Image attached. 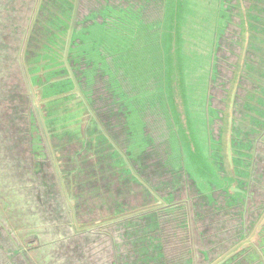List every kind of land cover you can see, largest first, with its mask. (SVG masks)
Listing matches in <instances>:
<instances>
[{
  "label": "rangeland",
  "instance_id": "1",
  "mask_svg": "<svg viewBox=\"0 0 264 264\" xmlns=\"http://www.w3.org/2000/svg\"><path fill=\"white\" fill-rule=\"evenodd\" d=\"M133 2L134 0L131 3ZM164 2L163 7L162 0H141V3L148 8L146 17L142 18L135 10V7L138 6L136 3L130 5L129 8L133 7L132 10L129 9L128 12H125L128 5L125 7L124 5L130 3L125 0H115L114 4L110 5L111 8L115 7L117 3L121 6L116 8L117 12H113L115 21L112 22L107 16L105 23H78L73 30L69 45L71 61L76 65V70L73 72L76 75H80L79 73L83 75L81 82L85 86L82 91L85 105H90L89 102L94 99L91 94L94 95L97 93L96 91H100L99 88H103L107 91L105 97L112 104V112L115 117L121 123L124 120L128 122V126L133 132L134 143L136 140L137 142L143 141L147 135L153 142H156V137H159L158 142L161 148L158 152H160V156H165V159H168V164L176 167L172 155H178L181 161L180 166L194 179L197 190L204 192V189H201V181L205 180L207 183L209 180L211 181L213 168L209 162L212 160L211 153L216 148L215 138L209 129L212 121L211 114L214 111L210 105L208 90L205 94L204 89L196 88L195 80L188 77L196 75L201 68V66L198 67L197 59L191 60L190 58L205 54L207 50L214 51L213 57L211 52L210 58L213 77L210 78V82H212H209V88L213 83L215 86L217 82V86H215L217 89L213 92L214 98L221 106V99L228 94L225 93L224 88L230 85L235 70L232 66V63L235 62L232 52L236 50L239 53L240 46L245 40L244 34L242 38L239 37V28L237 29L233 23L230 24L234 26V29L228 34L231 8L237 7L238 12L240 10V18L246 36L248 34L253 36L254 33L250 24L252 15L247 14L245 6L247 2L244 5L243 0H225L222 14L218 9H214V0H185L184 5L188 6L190 10L185 14L184 23H177L178 26L174 25L175 27H173V23H161L164 16L163 11L167 12L170 9L169 5L172 0H164ZM119 9L124 12H120ZM179 9L182 10L181 6ZM157 10L162 11L159 23L157 21L147 22L155 18L154 13ZM179 16H181L180 13ZM263 16H260L261 20L264 19ZM97 20L101 21L100 18ZM97 20L95 19V21ZM169 29L176 31L174 38L179 37L182 44L181 53L178 51V46L176 48V52L182 58V64L179 65L176 72L181 73L184 86L183 94L188 98L186 101L188 105L186 110L188 111L186 112L194 114L193 118L190 117L186 129L176 121L179 128L174 125L172 132L170 131L171 125L165 116L168 103L167 101L163 102V98H165L166 90L173 89L167 87L166 83H169L170 78L165 68L163 75V67L160 65L163 61L168 63L170 59L169 52L165 50ZM0 34L3 35L6 43L2 46L4 50H0V219L3 222H0V264H112L114 259L115 264H134L136 255L132 249L135 239L144 237L150 241L154 235L160 236L166 246L163 259L167 263L186 258L188 251H196L195 264H216L228 253L235 251L236 254H239L245 247H249V250H255L258 247L259 232L264 226V148L259 147L258 143L255 146L258 149L255 156L257 165L251 175L252 182L248 189V196L251 198L245 201L247 207H245L244 217L239 215V211L243 207L238 209L229 206L228 203L225 206L226 209L214 215L206 212L204 214L208 215L199 218L196 223L191 225L187 243L179 241V231L171 228L174 222L163 223V229H145L142 226L127 228L112 214L107 216L108 213H113L116 205H112L111 209L105 207L102 199L106 198V195L102 198L94 195L95 193L87 194L88 191L84 192L79 202L83 203V208H93V211L90 212L88 209L87 212H84L85 209H83L81 214L77 213L73 221L66 218L64 215V209L68 211L66 198L55 199L51 194L53 187L50 176L55 169L57 160L67 153H71L77 143L75 141L71 144L68 142L65 145L66 148H61L60 151L49 150V158L52 157V162L44 163L37 173L32 169L35 159L28 150L26 124L21 119L20 124L16 122V107L11 105L14 96L18 95L16 89L17 70L13 65L14 53L12 51L17 36L12 27L1 29ZM230 44L233 45V51L229 49ZM253 45V38H247L242 53L245 54L247 51V56L249 54L251 56L250 50ZM223 47L224 50H221ZM193 52H196L197 55L191 54ZM244 54L241 57V67L247 57ZM238 59L239 57H237ZM200 63L204 70L203 60ZM261 73L263 72L257 71L255 74L261 75ZM261 77L263 78V75ZM28 84L29 91L32 93L33 109L40 124L41 111L44 107L36 94L39 92V88L30 82ZM219 84H222L223 87H219ZM62 88L65 89L66 86ZM152 88L161 89L162 94L146 91ZM59 91L61 92V90ZM151 105L158 106V114L163 117V134L160 136L152 133L153 125L145 121V113L147 114ZM50 107L52 108L53 104H47L45 109L50 111ZM81 117L82 122L77 126L72 123L71 126L79 132L82 129L85 131L91 128L86 126L88 114L85 113ZM154 125L160 127V124ZM218 126H214V130H217ZM145 130H149L147 135L140 133ZM213 133L216 134V132ZM185 134L187 136H184ZM84 136H87L86 132H84ZM38 143L40 142L33 137L30 141L31 148L34 149ZM177 143L181 148L179 152L174 150ZM187 144L192 145L190 149L193 154L186 149ZM162 145L166 147L165 150ZM51 146L52 149L60 148L57 143L55 147H53V143ZM92 155L94 157L95 153ZM40 173H44V176L40 177ZM212 185L215 184L212 182ZM89 187V183L86 182L85 189H89ZM78 188L76 187L77 190ZM123 192L127 193V191ZM138 197L140 198L139 195ZM224 197L220 193L221 201L225 200ZM131 200H137V198L134 197ZM176 200H186L184 202L190 205L194 202V197L184 193ZM154 203L156 201L143 208L150 207ZM132 207H134L133 210L139 209L141 203L138 201L136 204H131ZM243 218L246 223V235L241 239L242 224L240 223ZM88 229L91 231L100 230L110 235L118 245V254L115 249L112 252L107 238L91 236L90 233H86ZM6 231L13 241L6 235ZM161 231L164 232L161 233ZM174 231L178 234H175ZM183 235L184 233H181V236ZM184 236L186 237L188 234ZM115 243L114 245H116ZM201 250H207V258L198 254ZM113 253L116 255L114 259H112ZM245 259L242 256L239 258V262H243Z\"/></svg>",
  "mask_w": 264,
  "mask_h": 264
},
{
  "label": "flooded vegetation",
  "instance_id": "2",
  "mask_svg": "<svg viewBox=\"0 0 264 264\" xmlns=\"http://www.w3.org/2000/svg\"><path fill=\"white\" fill-rule=\"evenodd\" d=\"M114 1L67 0V3L62 7H66L69 14L63 16L61 23L68 25L65 35V47H68V51L63 55L58 53L57 63H53L52 59L47 61L44 67L36 68L37 54L42 49V44L48 40L42 30V23H46L48 20L47 10L44 8H57L58 0H43L45 6H41V0H0V31L3 28L12 27L17 36L12 51L14 53L13 65L17 70L16 89L18 95L14 96L11 101V105L16 107V122L20 124L21 119L26 124L28 150L35 159L32 169L36 173L44 163L52 162V157L49 158V150L53 152V150L65 149L68 142L71 144L75 141L78 144L71 153H67L57 160L58 164L55 163V169L50 176L53 187L51 194L55 199L66 198L68 206V211L64 209L66 218L73 221L77 213L81 214L83 209H85L84 212L88 211L89 208H83V203L79 202L84 192L88 191L87 194L95 193L94 195L102 198L106 195V198L102 199V202L105 203L104 206L111 209L112 205H116L113 213L110 212L107 216L112 214L127 228L142 226L145 229H163V223L174 222L171 228L179 231V241L187 243L191 225L196 223L199 218L208 215L204 213L210 212V215H214L226 209L225 206L228 203L229 206L238 209L243 207L239 211V215L244 217L245 207H247L245 201L251 198L248 196V189L252 182L251 175L257 165L256 143L259 144V147L264 148V19L260 18L264 15V0H243L244 5L246 2L248 3V6L247 3L245 5L247 14L252 15L250 24L254 30L253 36L245 35L240 10L238 12L237 7L231 8L228 34L235 26L237 29L239 28V37L242 38L244 34L245 40L240 46L239 53L236 50L233 51V45L230 44L229 49L235 56V62L232 63L235 70L230 85L224 88L225 93L228 94L221 99V106L214 98L213 91L217 89L215 87L217 82L215 86L213 83L208 88L210 105L214 111L211 114L212 121L209 129L216 141V148L211 153V159L214 168H217V171L212 169L211 181H216L220 187L213 186L211 181L206 183L203 180L201 189L203 188L204 192L197 190L194 179L181 166L170 165L165 156H160V152H158L161 148L160 143L151 141L146 130L140 131L141 134L146 133L147 135L144 140L141 142L136 140L134 143L133 132L128 126V122L124 120L121 123L115 117L112 112V104L105 97L107 91L103 88H99L100 91H96L97 93L94 95L91 94L94 99L91 102L88 101L90 105L84 104L82 91L85 86L81 82L83 75L81 73L76 75L73 72L76 70V65L71 61L70 39L78 23H105L107 16L112 22L115 21L113 12H117L116 8L121 6L117 3L115 7L111 8L110 5L114 4ZM126 1L130 4L124 5V7L128 5L125 12H128L129 9L132 10L133 7L129 8L130 5L136 3L138 5L135 7L137 13L142 18L146 17L148 8L141 3V0H134L133 3H131L132 0ZM122 11L120 10V12ZM97 18H100L101 21L98 22ZM230 23H233L234 26ZM250 37L253 38L254 45L250 50L251 56L250 54L247 56V51L245 54L242 51L247 38ZM233 41L231 42L233 43ZM4 44L6 43L3 35L0 34V50H4L2 48ZM221 50H224V47ZM243 54L247 57L241 67ZM237 57H239L238 60ZM257 71L263 72L261 73L263 78L261 75L255 74ZM249 80L251 82H248ZM28 82L39 88V92L36 94L44 107L41 111L40 124L33 109L32 93L29 91ZM61 86H66V88ZM220 86L223 87L222 84H219ZM88 89L91 91L90 88ZM233 94L234 96H232ZM47 104H53V107L49 108L50 111L45 109ZM85 113L88 114L86 126L91 128L85 131L81 128L80 132L73 129L72 123L77 126L82 122L81 116ZM217 125H219L217 130H214V126ZM84 132L87 136H84ZM213 132L216 134L214 135ZM33 137L40 142L34 149L30 145ZM51 143H53V147L57 143L60 148L52 149ZM162 147L165 150L166 147L163 145ZM92 153H95L94 157ZM43 174L40 173V177H43ZM216 175L220 179H217ZM86 182L90 185L89 189H85ZM76 187H79L78 190ZM123 191H127V193ZM184 193L194 197L192 204L188 205L187 202H184L186 200H176ZM220 193H222V197L225 196V200H220ZM134 197L137 200L132 201L131 199ZM138 201L141 203V207L133 210L134 207L131 208V204H136ZM154 201L156 203L150 207L143 208ZM89 211L92 212L93 208H90ZM244 221L243 218L240 223L242 224L241 239L246 235ZM0 222L3 223L2 219ZM89 232L91 236L106 234L107 239L108 236L110 237L108 242L112 252L118 251V245H114L112 237L106 232L88 229L86 233ZM174 233L178 234L176 231ZM181 233L188 234V236H181ZM259 234L260 240L258 247L255 248L256 255L254 257L239 262V258L242 256L233 251L226 253L224 259L218 263L264 264V246H262L264 226ZM6 235L9 237L7 231ZM9 239L11 240L10 237ZM245 249H249V247H245ZM198 254L207 258L208 252L201 250ZM115 256L113 253L112 259ZM188 258L191 264H195L196 251H188ZM231 258L233 261L228 263ZM112 264H115V259Z\"/></svg>",
  "mask_w": 264,
  "mask_h": 264
},
{
  "label": "water",
  "instance_id": "3",
  "mask_svg": "<svg viewBox=\"0 0 264 264\" xmlns=\"http://www.w3.org/2000/svg\"><path fill=\"white\" fill-rule=\"evenodd\" d=\"M162 1H163V7H164L165 2H164V0H162ZM184 2H185V0H181L179 2L172 0V2H170V5H169L170 9L167 12L163 11L164 16L161 19L162 20L161 23H173V27H175L174 25L178 26L177 23H184L183 20L185 18V14L190 10V8L188 6L184 5ZM224 4H225V0H214V9H218L222 14L224 11ZM180 6H181L182 10L179 9ZM159 12L162 13V11L157 10L154 13V15L156 16V14L157 13L159 14ZM179 13L181 14V16H179ZM225 16H227V14H225ZM225 16H224V19H225ZM175 32L176 31L174 29H173V31H171L169 29L168 37H167L168 43L165 44V50H167L166 52H169L170 59H169L168 63L163 61V63L160 64L161 67H163V71H162L163 75H164V72L166 69L167 75H169V78H170L169 83H166V81H165V83L168 84L167 87H170V89H173V90H166L165 91L166 94H164V91H163V94L165 97V98H163V102L167 101V103H168V106L167 107L165 106L167 108V114L165 116L167 117V122L171 125L170 126L171 132L174 128V125L178 126L176 121L180 122L181 126L184 129H186L188 122H190V119H191L190 117L193 118V116H194L193 113L186 112V111H188V110H186V107H188V105L186 104V101H188L187 100L188 98L183 94V91H184L183 87L184 86L182 83L181 73L176 72L179 65L182 64L181 55H178V53L176 52V48L178 46V51L181 53V45L182 44H181L179 37L176 38L177 40L174 38V37H176ZM196 52H193L191 54H196ZM211 52H212V57H213L214 51L213 50L212 51L207 50L205 54H200L199 56H193L190 58L191 60L197 59L199 61L198 67L201 66V68H199L200 72H198L196 75H191L188 77H191L192 79H194L195 83L197 85L196 88H198L200 90L204 89L205 94L207 93V90L210 86V83L212 82V81L210 82V78L213 77V75H211L212 74L211 73V66L212 65H210ZM202 60H203V63L205 64L204 70L202 69L203 65L200 63V61H202ZM193 65L195 68H197L194 63H193ZM173 72H176V74L171 75ZM207 79H208V82H207ZM201 87H202V89H201ZM146 91H150L153 94L154 93L155 94L159 93V95L162 94V91L159 88H152V89H148ZM205 94H204V96H205ZM127 96H130V95H127ZM158 108H159L158 106L151 105V108H149L147 110L148 115L145 113V111H143V113H145V115H146L145 121H147L148 124L153 125V128H151L150 126L149 127L152 129V133H154L156 136H157V134L159 136L163 134V125H162L163 117L160 116V114H158ZM154 124H160V127L158 128ZM178 128H179V126H178ZM184 136H187V135L185 134ZM165 139H167V138H165ZM156 140L158 141L159 137H156ZM191 147H192L191 144H187L186 149L188 150V152L193 154L192 150L190 149ZM174 150L176 152L181 151V148L178 145V143L175 145ZM172 156H173L172 160L174 161V163L179 164L180 157L178 155H172ZM218 264H221V262Z\"/></svg>",
  "mask_w": 264,
  "mask_h": 264
},
{
  "label": "trees",
  "instance_id": "4",
  "mask_svg": "<svg viewBox=\"0 0 264 264\" xmlns=\"http://www.w3.org/2000/svg\"><path fill=\"white\" fill-rule=\"evenodd\" d=\"M65 3H67V0H58L57 8L55 7L50 9L49 7L44 8L47 10L46 16H48V20L46 23H42V30H43V35L47 36L48 40L45 41L44 44H42V49L37 54L38 59L35 61L36 68L44 67L47 61H50L52 59H53L52 61L53 63H57L58 53L63 55V53H67L68 51V47L67 48L65 47L66 44L65 35H66V28L68 25H66V23H61L63 16L69 14L67 8L62 7ZM41 6H45L43 0H41ZM48 22H55V23H48ZM180 163L181 161L179 159V165L176 166L180 167ZM209 163L211 166H213V160H211ZM215 169L217 171L216 167ZM216 177L217 179H220L218 175H216ZM212 182L215 184L214 186L220 187L219 186L220 184L216 183V181H211L210 183L212 184ZM96 236H100L101 238L107 237L106 234L96 235ZM108 239L110 240L109 236ZM150 239H151L150 241H148L144 237H137L135 239L134 246L132 249L134 255H136L134 264H191L188 256L186 258H181L178 259L177 261H172L171 263H167L163 259L164 250L166 249V246L164 245L162 238L158 235H154ZM262 246H264V240ZM116 253L118 254V251ZM255 255H256L255 250H249V249H244L239 253V256H243L244 258L254 257ZM235 259H237V257H235ZM232 261L233 259L231 258L228 263H231Z\"/></svg>",
  "mask_w": 264,
  "mask_h": 264
},
{
  "label": "crops",
  "instance_id": "5",
  "mask_svg": "<svg viewBox=\"0 0 264 264\" xmlns=\"http://www.w3.org/2000/svg\"><path fill=\"white\" fill-rule=\"evenodd\" d=\"M160 16H161V13L159 12V14L157 13L153 20H150V21H147V22L153 23L154 21H157L159 23ZM147 132H149V130Z\"/></svg>",
  "mask_w": 264,
  "mask_h": 264
}]
</instances>
